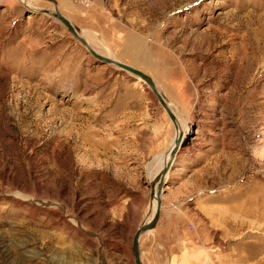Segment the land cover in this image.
<instances>
[{
    "label": "rangeland",
    "instance_id": "obj_1",
    "mask_svg": "<svg viewBox=\"0 0 264 264\" xmlns=\"http://www.w3.org/2000/svg\"><path fill=\"white\" fill-rule=\"evenodd\" d=\"M56 1L194 128L161 196L184 243L143 232V264H264V0ZM53 9L0 0V264H134L177 132L143 81L100 63Z\"/></svg>",
    "mask_w": 264,
    "mask_h": 264
},
{
    "label": "water",
    "instance_id": "obj_2",
    "mask_svg": "<svg viewBox=\"0 0 264 264\" xmlns=\"http://www.w3.org/2000/svg\"><path fill=\"white\" fill-rule=\"evenodd\" d=\"M52 3H54L56 5V1L55 0H49ZM56 10V12H54L52 15L58 19L66 28L67 30L82 44L84 45L88 52L94 57L96 58L100 63H108V64H115L118 67L128 70L138 76H140L142 78V80H144L149 87L151 88V90L153 91L154 95L157 97V99L159 100V102L161 103V105L163 106V108L165 109L168 117L170 118V120L172 121V123L176 126L177 120L176 117L174 115V113L172 112V110L167 106L165 100L163 99V97L157 92V90L155 89V84L153 79L151 78V76L147 73H145L144 71L134 68L130 65H127L123 62L117 61L112 59L111 57L105 56L97 51H95L87 42V40L82 37L81 35H79L78 28L73 25L71 23V21L67 20L65 17H63L61 15V13L59 11H57V8L55 6L54 8ZM194 128H190L188 129V132L184 135V136H178L175 138V145L173 147V149L171 150V154H170V160H168V162L162 167V169L159 171V173L155 176V178L153 179L154 181L157 179V200H156V207H155V211L154 214L152 216V218L148 221V222H142L137 229L135 230L133 237H132V241H131V251H132V255H133V261L134 264H143L141 257H140V251H139V238L141 236V234L147 230H150L152 228L155 227V225L157 224L159 217H160V212H161V208H162V203H161V192H162V186L164 185L165 181H164V175L167 173V171L169 170V168L171 167L172 161L175 159V154L178 152V149L180 146H185L188 141L189 138L192 136V131ZM152 196L154 194L153 191V186H152Z\"/></svg>",
    "mask_w": 264,
    "mask_h": 264
},
{
    "label": "bare ground",
    "instance_id": "obj_3",
    "mask_svg": "<svg viewBox=\"0 0 264 264\" xmlns=\"http://www.w3.org/2000/svg\"><path fill=\"white\" fill-rule=\"evenodd\" d=\"M56 1V0H55ZM28 2H29V0H28ZM53 5H54V8H55V6H56V8H57V11H58V4H57V1H56V5L53 3ZM54 12H56V10L55 9H53V11H51V12H48L50 15L51 14H53ZM63 16V15H62ZM64 17V16H63ZM67 19V18H66ZM58 20V19H57ZM68 20V19H67ZM72 23V22H71ZM73 24V23H72ZM74 25V24H73ZM76 26V25H75ZM77 27V26H76ZM78 28V27H77ZM78 33H79V35H81L82 37H84V35L81 33V30L78 28V31H77ZM85 38V37H84ZM86 39V38H85ZM87 40V39H86ZM88 42V41H87ZM89 43V42H88ZM90 45V44H89ZM91 46V45H90ZM92 47V46H91ZM93 48V47H92ZM111 65H114L115 67H118L117 65H115V64H111ZM120 68V67H119ZM128 71V70H127ZM128 72H130V71H128ZM130 74H132V75H134V76H136V77H138L137 78V81H136V84L137 85H139V86H141V84H140V81H143L145 84H146V86L151 90V88L149 87V85L144 81V80H142V78L140 77V76H138V75H136V74H134V73H132V72H130ZM157 86L155 85V89L157 90V92L163 97V99L165 100V102H166V104H167V106L170 108V104H169V102L167 101V99L162 95V93H161V91L158 89V88H156ZM152 91V90H151ZM152 93H153V91H152ZM164 109V108H163ZM171 109V108H170ZM165 110V109H164ZM166 112V111H165ZM173 112V111H172ZM175 115V114H174ZM175 117H176V120H177V123H176V126L173 124V126H174V128H175V131L177 132V137L178 136H184L186 133H187V128L189 129V125L187 126V127H184L183 126V124H182V122L179 120V118L175 115ZM172 122V121H171ZM190 139H191V137L189 138V141H190ZM188 144V143H187ZM186 144V145H187ZM174 145H175V139H174V141L172 142V144H171V146L169 147V150L165 153V154H163V155H160V156H158V157H156V169H155V171H153V174H152V176H151V178H155V176L159 173V171L162 169V167L168 162V160H170V154H171V150L173 149V147H174ZM185 145V146H186ZM184 146H180L179 147V149H178V152L181 150V148H183ZM177 152V153H178ZM177 153L175 154V156L177 155ZM175 158V157H174ZM173 162H174V160L172 161V164H173ZM172 164H171V167H172ZM171 167L169 168V170L171 169ZM168 170V171H169ZM168 171H167V173L164 175V181H165V177H166V175L168 174ZM152 180V179H151ZM157 179L154 181V184H153V191H154V194H153V196H152V208H151V212H150V216L148 217V219H146V221L145 222H148L151 218H152V216H153V214H154V211H155V207H156V200H157V196H156V193H157ZM165 184V183H164ZM163 188H164V185L162 186V192H163ZM162 192H161V196H162ZM160 196V197H161ZM58 217H59V219H62V217H61V215L59 216V215H57ZM147 231H150V230H147ZM146 232V231H145Z\"/></svg>",
    "mask_w": 264,
    "mask_h": 264
},
{
    "label": "crops",
    "instance_id": "obj_4",
    "mask_svg": "<svg viewBox=\"0 0 264 264\" xmlns=\"http://www.w3.org/2000/svg\"><path fill=\"white\" fill-rule=\"evenodd\" d=\"M140 52H139V54H140ZM118 60L119 59H117V61ZM119 61H121V60H119ZM162 217L163 216L160 213V217H159L157 224L155 225L154 228H152L150 230H154V234H156L157 236H159V237L165 236V237H167V239H169V240L171 239L175 243V245L180 244V246H182L184 243V236H185L183 224L182 223L180 225L176 224V225H174L175 227L173 228V224L168 220L169 219L168 215H165L163 218ZM171 229L174 230V233L170 232Z\"/></svg>",
    "mask_w": 264,
    "mask_h": 264
}]
</instances>
